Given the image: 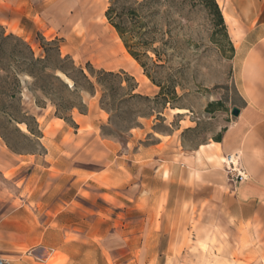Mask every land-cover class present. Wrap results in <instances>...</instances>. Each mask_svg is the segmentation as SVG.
I'll use <instances>...</instances> for the list:
<instances>
[{
    "label": "rangeland",
    "instance_id": "rangeland-1",
    "mask_svg": "<svg viewBox=\"0 0 264 264\" xmlns=\"http://www.w3.org/2000/svg\"><path fill=\"white\" fill-rule=\"evenodd\" d=\"M224 1L217 0L221 11L233 6ZM108 7V0H0V26L30 44L36 57L45 55L42 38L59 39L62 55L71 56L77 67L90 64L96 71L123 72L133 81L121 74L122 86L137 84L134 94L147 97L125 99L118 90L110 100L105 88L97 86L93 95L82 92L84 113L74 109L68 124L55 120L48 99L45 108L36 105L34 81L22 76V106L36 118L42 137L23 138L0 113V145L7 151L0 154V166L7 171L4 176L0 172V220L13 221L7 231L26 224L35 232L39 213L44 226L38 227L50 231V245L55 247L63 233L73 242L74 253H83L72 264H260L256 254H243L244 245L230 243L209 202L198 203V188L170 186L153 201L145 200L146 187L157 190L150 179L155 164L145 170L133 161L136 152L158 140L168 153L177 148L178 159L217 142L236 122L232 110L240 101L234 59L242 21L232 15L226 22L229 17L222 13L226 37L199 1L182 17L176 13L169 22L160 20L158 40L171 37L173 43L158 51L162 61L150 50L142 62L164 87L165 105L161 88L148 79L108 23ZM161 46L158 42L154 48ZM105 94L113 112L102 109ZM19 128L29 134L25 126ZM35 250L27 255L38 262L49 257H38ZM67 262L58 252L49 264Z\"/></svg>",
    "mask_w": 264,
    "mask_h": 264
},
{
    "label": "crops",
    "instance_id": "crops-1",
    "mask_svg": "<svg viewBox=\"0 0 264 264\" xmlns=\"http://www.w3.org/2000/svg\"><path fill=\"white\" fill-rule=\"evenodd\" d=\"M83 1L78 0L85 4L91 2ZM224 2L233 5L229 6L232 15L242 21V36L234 59L241 111L238 119L227 128L219 142L200 146L193 153H184L176 159L178 149H171L168 153L161 149L163 141L158 140V143L136 152L133 161L134 165L143 164L145 170L155 164L154 170H150V179L156 183L157 190L146 187L145 200L151 197L153 201L170 186L198 188V203L209 202L211 211L216 212L221 221L220 227L226 229L230 243L244 245V255L254 253L260 264H264V0ZM231 19L232 16L225 18L226 22ZM55 120L63 121L57 117ZM91 124L95 123L91 121ZM0 154H7L2 145ZM230 155L239 159L241 172L246 176L242 182L232 181L224 168L223 161ZM0 172L4 176L6 168L0 166ZM199 190H203L207 197L204 198ZM40 221L38 213L35 232L22 224L13 233L7 231L13 221L8 217L1 218L0 255L11 260L12 264H49L51 257L58 252L68 259L66 264H72L79 255L83 257V253H74L73 242L68 241L63 233H60V241L55 247L50 245L47 240L50 231L41 230L38 225L42 227L44 222ZM48 247H51V253ZM32 249H36L38 257L47 253L49 257L38 262L35 257L27 255Z\"/></svg>",
    "mask_w": 264,
    "mask_h": 264
},
{
    "label": "trees",
    "instance_id": "trees-1",
    "mask_svg": "<svg viewBox=\"0 0 264 264\" xmlns=\"http://www.w3.org/2000/svg\"><path fill=\"white\" fill-rule=\"evenodd\" d=\"M198 1L213 15L216 26L227 37V27L217 0H108L109 7L105 13L108 23L116 31L130 56L144 69L148 79L161 88L160 95L165 99V105L169 102L168 95L165 94L164 87L149 73L142 58H148V51L153 50L158 60L162 61L158 51L170 47L173 38L166 40L162 37L158 40L160 20L169 22L176 13L182 17L186 8L191 10L198 5ZM171 33L168 31L166 34L171 36ZM158 42L162 46L155 49L154 45ZM40 48L45 55L36 57L30 44L19 36L7 33L0 26V113L6 117L7 124L27 140L39 139L42 135L36 118L25 112L22 106V76H29L34 81L32 91L36 93V105L45 108L42 104H45L44 98L48 99L55 107V116L68 124L73 123L74 109L84 113L86 106L82 92L93 95L97 86L105 88L110 100L116 97L118 90L124 91L122 98L125 99H147L140 94H134L137 84L133 87L122 86L121 74L126 75L123 72L96 71L90 64L86 68L77 67L71 56L62 55L59 39L47 41L42 38ZM154 65L161 66L156 63ZM127 79L132 80L128 76ZM107 94L103 96L101 106L102 109L113 112L114 109L104 102ZM22 125L27 128L28 135L20 131L19 127ZM4 141L13 150L6 138Z\"/></svg>",
    "mask_w": 264,
    "mask_h": 264
},
{
    "label": "built area",
    "instance_id": "built-area-1",
    "mask_svg": "<svg viewBox=\"0 0 264 264\" xmlns=\"http://www.w3.org/2000/svg\"><path fill=\"white\" fill-rule=\"evenodd\" d=\"M224 165L232 181L242 182L246 178L244 172H241L242 170L239 166V159L237 156L230 155L226 157ZM0 264H12V262L9 259L0 255Z\"/></svg>",
    "mask_w": 264,
    "mask_h": 264
},
{
    "label": "bare ground",
    "instance_id": "bare-ground-1",
    "mask_svg": "<svg viewBox=\"0 0 264 264\" xmlns=\"http://www.w3.org/2000/svg\"><path fill=\"white\" fill-rule=\"evenodd\" d=\"M233 10H234V9H233ZM244 11H245V10H244ZM95 12H98V10L96 9ZM223 13H224V15H226V16H228V17L232 16V12H231L230 8L224 9V10H223ZM246 18H247V17H246ZM131 66H132V65H130V63L126 64V67H128L129 69L132 68ZM236 164H237V162H236Z\"/></svg>",
    "mask_w": 264,
    "mask_h": 264
},
{
    "label": "water",
    "instance_id": "water-1",
    "mask_svg": "<svg viewBox=\"0 0 264 264\" xmlns=\"http://www.w3.org/2000/svg\"><path fill=\"white\" fill-rule=\"evenodd\" d=\"M240 112H241L240 109L237 108V107H235V108H233V110H232V115L235 116V117H239Z\"/></svg>",
    "mask_w": 264,
    "mask_h": 264
}]
</instances>
